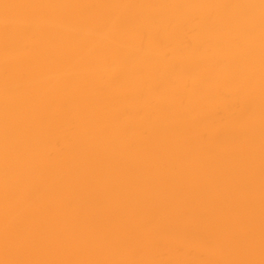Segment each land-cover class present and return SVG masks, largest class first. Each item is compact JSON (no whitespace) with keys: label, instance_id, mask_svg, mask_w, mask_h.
Here are the masks:
<instances>
[{"label":"bare ground","instance_id":"6f19581e","mask_svg":"<svg viewBox=\"0 0 264 264\" xmlns=\"http://www.w3.org/2000/svg\"><path fill=\"white\" fill-rule=\"evenodd\" d=\"M0 264H264V0H0Z\"/></svg>","mask_w":264,"mask_h":264}]
</instances>
